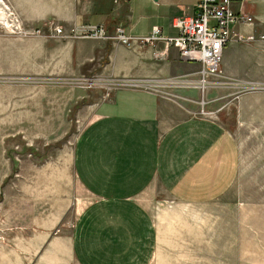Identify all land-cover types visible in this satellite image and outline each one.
<instances>
[{
  "label": "crops",
  "instance_id": "obj_1",
  "mask_svg": "<svg viewBox=\"0 0 264 264\" xmlns=\"http://www.w3.org/2000/svg\"><path fill=\"white\" fill-rule=\"evenodd\" d=\"M6 1L24 23L52 19L68 26L87 21L111 28L120 22L130 34H145L154 25L174 34L172 18L195 13L197 3ZM232 7L253 17L251 24H238L241 31L257 36L264 33V0H234ZM6 40L0 34L2 75L95 74L118 83L111 98L95 104L93 116L74 144L76 180L91 199L76 213L68 236L52 235L48 230L31 237L36 243L41 236L46 239L37 255L59 259L65 253L77 264H165L167 256L190 254L191 250L205 256L204 264H212L211 257L220 253H264L262 211L246 201L220 199L240 166L232 135L212 117L174 118L177 105L162 98L166 95L162 88L173 84L168 80L194 75L197 62L182 58L176 47L163 43L127 46L90 38L19 34L13 39L15 50L7 52ZM220 64L224 75H254L264 81V40L230 44L224 48ZM158 189L177 202L167 211L163 232L144 195ZM215 240L227 242L216 248ZM34 249L36 246L22 251L29 255Z\"/></svg>",
  "mask_w": 264,
  "mask_h": 264
},
{
  "label": "rangeland",
  "instance_id": "obj_2",
  "mask_svg": "<svg viewBox=\"0 0 264 264\" xmlns=\"http://www.w3.org/2000/svg\"><path fill=\"white\" fill-rule=\"evenodd\" d=\"M20 21L24 27L42 28L47 22ZM0 34L7 39V52H13V39L19 34L3 23ZM199 68L194 75L180 79L197 82ZM82 76L0 74V264H77L65 253L59 259L37 255L46 239L41 236L36 243L31 237L48 230L52 235L68 236L76 213L91 199L76 180L73 149L106 90L84 88ZM208 80L203 88L177 84L171 78L168 82L173 84L162 88L166 94L162 98L177 105L174 118L206 116L225 125L238 146L240 166L220 199L246 201L249 207L262 211L260 216L264 215V81L254 75L233 78L224 72L222 76L210 75ZM144 195L163 232L167 211L177 202L160 189ZM226 242L215 240V247ZM32 246L36 249L25 255L24 249ZM189 252L169 255L165 264H204L205 256ZM211 258L212 264H264L263 252L246 256L220 253Z\"/></svg>",
  "mask_w": 264,
  "mask_h": 264
},
{
  "label": "built area",
  "instance_id": "obj_3",
  "mask_svg": "<svg viewBox=\"0 0 264 264\" xmlns=\"http://www.w3.org/2000/svg\"><path fill=\"white\" fill-rule=\"evenodd\" d=\"M4 2L6 0H3ZM234 0H197L196 11L193 14L178 15L172 18L171 25L176 33L168 34L159 25H154L145 34H130L125 26L117 22L109 28L105 23L74 22L68 26L48 20L45 28L24 27L21 19L5 2L0 10V23L7 25L9 31L20 35H44L59 38H90L121 43L127 46L163 43L174 46L179 50L182 58L198 62L200 79L203 88L207 84L208 76L223 75L221 56L225 47L238 42H252L264 40V33L258 36L252 32H243L238 24H251L253 17L242 10L236 11L232 7ZM8 5V7L6 6ZM222 74V75H221ZM82 86L94 88L102 86L104 93L101 100L111 98L118 83L112 79H104L102 75L81 74ZM96 78H99L98 81ZM181 78V77H180ZM176 79L177 84L189 85L191 79ZM180 81V82H179ZM98 82H100L98 84Z\"/></svg>",
  "mask_w": 264,
  "mask_h": 264
},
{
  "label": "bare ground",
  "instance_id": "obj_4",
  "mask_svg": "<svg viewBox=\"0 0 264 264\" xmlns=\"http://www.w3.org/2000/svg\"><path fill=\"white\" fill-rule=\"evenodd\" d=\"M6 2V1H5ZM5 2L3 1V0H0V5L3 7V9H4V5H5ZM7 3V2H6ZM6 6L8 7V5L6 4ZM193 84H194V86H200V87H203V83H202V81H197V82H193ZM192 83L190 84L189 83V85H193Z\"/></svg>",
  "mask_w": 264,
  "mask_h": 264
}]
</instances>
